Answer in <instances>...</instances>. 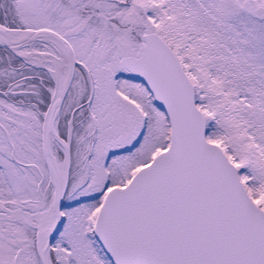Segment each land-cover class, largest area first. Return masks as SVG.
<instances>
[{"label":"snow or ice","instance_id":"6c2138e0","mask_svg":"<svg viewBox=\"0 0 264 264\" xmlns=\"http://www.w3.org/2000/svg\"><path fill=\"white\" fill-rule=\"evenodd\" d=\"M0 264H264V0H0Z\"/></svg>","mask_w":264,"mask_h":264}]
</instances>
